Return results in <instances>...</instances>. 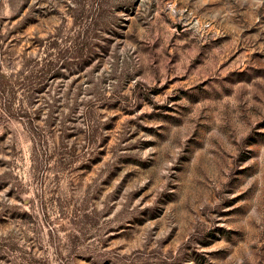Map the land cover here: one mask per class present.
<instances>
[{
    "label": "rangeland",
    "instance_id": "374dc122",
    "mask_svg": "<svg viewBox=\"0 0 264 264\" xmlns=\"http://www.w3.org/2000/svg\"><path fill=\"white\" fill-rule=\"evenodd\" d=\"M0 264H264V0H0Z\"/></svg>",
    "mask_w": 264,
    "mask_h": 264
}]
</instances>
